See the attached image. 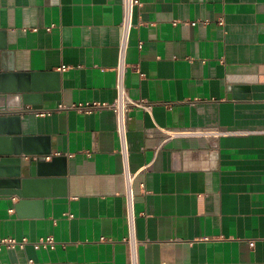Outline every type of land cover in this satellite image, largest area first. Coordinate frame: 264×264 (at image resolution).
I'll list each match as a JSON object with an SVG mask.
<instances>
[{
    "label": "crops",
    "instance_id": "obj_1",
    "mask_svg": "<svg viewBox=\"0 0 264 264\" xmlns=\"http://www.w3.org/2000/svg\"><path fill=\"white\" fill-rule=\"evenodd\" d=\"M121 1L0 0V67L27 73L28 105L51 113L25 129L63 157L20 209L0 196V237L56 248L2 249L0 264H128L115 115L57 109L115 98ZM140 2L126 84L152 105L129 122L141 264H264V0ZM209 126L245 133L165 134Z\"/></svg>",
    "mask_w": 264,
    "mask_h": 264
},
{
    "label": "built area",
    "instance_id": "obj_2",
    "mask_svg": "<svg viewBox=\"0 0 264 264\" xmlns=\"http://www.w3.org/2000/svg\"><path fill=\"white\" fill-rule=\"evenodd\" d=\"M140 0H122V18L119 24L120 39L118 43V59L114 67L115 70V90L116 95L113 101H80L70 105L60 103L57 109L69 110L75 109L82 113L91 114L101 109H110L115 115V130L117 135L118 147L117 154L121 163V174L125 184V220L126 234L123 237V242L126 244L128 252V264H141L140 248L143 245L138 236L137 231V212L135 207V191L134 181L138 171L132 167L131 161V146L129 139V122L131 120L130 112L134 108H141L146 111L151 109V103L144 98H133L130 95L129 88L126 84V76L129 68L127 60L128 49L133 29L136 27L135 15L136 10L140 6ZM223 21H220L222 24ZM139 47H142V42H139ZM65 68V67H63ZM143 76V73H140ZM33 113L36 116H44L51 113V110L34 109L30 105H26L19 113ZM245 131L239 130H223L215 126L209 127H183L166 129L165 134L167 139L179 137H206L217 138L222 135H238L244 134ZM73 217V214H69ZM223 238V237H222ZM205 240H211L210 237H205ZM255 241H250V246H254ZM57 245L53 235H45L37 240L31 241L27 237L17 238L14 236L0 237V251L2 249H26L32 246L35 250L40 249H55ZM33 263V259L28 260V264Z\"/></svg>",
    "mask_w": 264,
    "mask_h": 264
},
{
    "label": "water",
    "instance_id": "obj_3",
    "mask_svg": "<svg viewBox=\"0 0 264 264\" xmlns=\"http://www.w3.org/2000/svg\"><path fill=\"white\" fill-rule=\"evenodd\" d=\"M26 76L27 73H17L12 67H0V98L6 99L0 105L1 111L19 113L26 105L33 103L31 94L34 90L25 81ZM18 78L24 81L19 84ZM11 98L14 100L10 102ZM35 117L29 112L0 116V196H17L19 202L16 208L19 209L28 204L26 201L37 198L29 193L31 182L39 178H52L56 166L63 161L62 156L47 160L52 152L50 147L35 144L41 138L34 132L26 131V125ZM25 170L28 173L26 176Z\"/></svg>",
    "mask_w": 264,
    "mask_h": 264
}]
</instances>
